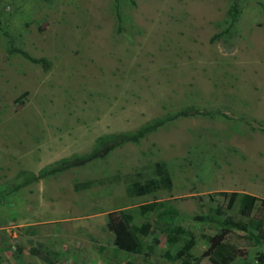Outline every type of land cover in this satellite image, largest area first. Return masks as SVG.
Segmentation results:
<instances>
[{
  "label": "rangeland",
  "instance_id": "rangeland-1",
  "mask_svg": "<svg viewBox=\"0 0 264 264\" xmlns=\"http://www.w3.org/2000/svg\"><path fill=\"white\" fill-rule=\"evenodd\" d=\"M156 121L166 122L138 143L30 180ZM154 162L170 189L128 198L110 180ZM86 181L102 183L75 188ZM238 194L264 200V0H0V264H48L33 249L53 264H178L166 254L180 246L152 233L173 212L192 256L210 264L218 228L195 217L238 220ZM119 210L133 216L140 253L113 244L106 222ZM224 245L241 252L231 264H264L257 233L232 229Z\"/></svg>",
  "mask_w": 264,
  "mask_h": 264
},
{
  "label": "trees",
  "instance_id": "trees-1",
  "mask_svg": "<svg viewBox=\"0 0 264 264\" xmlns=\"http://www.w3.org/2000/svg\"><path fill=\"white\" fill-rule=\"evenodd\" d=\"M115 6L117 9V1ZM116 15L119 22L120 18L118 12ZM237 15L238 9L236 4H234L230 9V26H232V24L236 21ZM7 54L19 55L32 64L39 65L44 71H47L50 66L47 60L33 58L27 52L19 48H15L10 44L7 48ZM197 113V111H194L192 114L195 115ZM187 114L189 113L183 112L180 113L179 116H186ZM176 116L178 115H175L172 118H175ZM165 122L166 121H156L152 124L141 127L132 134H118L114 136L101 137L97 141L95 148L87 156L73 157L68 160H63L58 165L41 172L37 176L32 175L30 180L38 181L45 177L62 173L74 167L84 166L95 159H103L110 152L126 143H138L145 136L164 125ZM110 180L111 182L123 181L125 184V193L128 198L150 195L162 189H170L172 186L170 173L163 162H154L151 165L144 166L142 167V171L140 173L134 175L127 174L121 178L116 176ZM94 183L101 184L102 182L86 181L78 184L75 188L82 190L89 189ZM237 196L238 215L240 216L238 220L234 221L230 218L222 220L221 217H217L213 214L212 209H209V213L205 216L195 217V220L200 223H208L218 228V233L208 248V252L211 253L209 256L210 264H231L237 257H240L241 252L239 250L234 248L227 249L224 245V242L228 235L232 232V229H235L243 234L257 233L264 239V211L262 216L257 220L251 216L257 202L260 201L264 208V200L248 194H238ZM158 205V203L154 202L139 206V214L141 216H148L149 214L157 211ZM165 215H168L167 217L171 220L177 217L176 212L167 213ZM132 218L133 216L128 211H115L109 213L106 226L107 229L113 233V244L117 249L127 253L137 254L140 253L142 245L136 234L135 227L131 225ZM171 220L168 222L166 220L163 221V216L160 214L157 222H155L154 229L152 230V233L156 230L161 231L165 235L166 242L169 247L177 245L180 246L174 256L166 254L167 258L178 262V264H199V259H195L190 253L192 247L194 246L193 241L191 239L185 240L184 229L182 227L172 225ZM31 253L46 263L53 264L51 259L46 256L39 255L36 249L31 250ZM55 256H57V254L53 253V257ZM262 260H264V257H262Z\"/></svg>",
  "mask_w": 264,
  "mask_h": 264
}]
</instances>
